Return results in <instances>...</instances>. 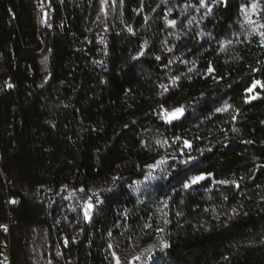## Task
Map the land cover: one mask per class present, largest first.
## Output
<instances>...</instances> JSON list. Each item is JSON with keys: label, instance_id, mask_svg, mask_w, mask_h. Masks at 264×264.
<instances>
[{"label": "trees", "instance_id": "1", "mask_svg": "<svg viewBox=\"0 0 264 264\" xmlns=\"http://www.w3.org/2000/svg\"><path fill=\"white\" fill-rule=\"evenodd\" d=\"M37 4L0 0V264H111L162 220L153 263L264 264V0Z\"/></svg>", "mask_w": 264, "mask_h": 264}, {"label": "rangeland", "instance_id": "2", "mask_svg": "<svg viewBox=\"0 0 264 264\" xmlns=\"http://www.w3.org/2000/svg\"><path fill=\"white\" fill-rule=\"evenodd\" d=\"M108 1H110V0H100V12H102V13L105 12L106 4ZM99 14H97V16H99ZM249 91H251V90H249ZM176 109H178V108H176ZM176 109H173V110L168 112L167 117L169 119H172L170 117L174 114ZM180 114H181V111L178 115H176V117H178ZM156 167H157V165L154 164L150 168L155 169ZM99 191H100V189L93 190L89 194L90 196H87L88 198L85 197L84 200L79 201L80 197L77 194L79 191L71 189V190H68L66 192L64 199H68L70 204H72L74 206H76L75 200H77L79 202L78 205L81 206V209H82V212L84 213L85 218L89 219L90 214H91V210H92V203L90 200L96 199ZM37 192H38V195L40 197H43V196H49L50 193L52 192V190H50V189L49 190L38 189ZM89 205H91V207H89ZM165 232H167L166 224H165V221L162 220V221H160V225H159L157 234L153 236V239L149 243L140 244L135 249L134 252L127 253L129 255L122 254L121 251H118V249H114L111 264H159V263H153V259H154V255H155L156 251L161 250V247H163V245H164ZM72 233L75 234L77 232L74 229V230H72ZM67 240L68 239L65 235H60V237H59V242H60L59 249L63 248V246L65 245ZM47 264H50V263H47Z\"/></svg>", "mask_w": 264, "mask_h": 264}, {"label": "built area", "instance_id": "3", "mask_svg": "<svg viewBox=\"0 0 264 264\" xmlns=\"http://www.w3.org/2000/svg\"><path fill=\"white\" fill-rule=\"evenodd\" d=\"M52 7H53V0H38L37 11L43 26L48 25L50 22L49 18L51 15ZM105 55H107L106 49L104 50V53H102V56ZM7 200L9 203L14 201V199L10 197ZM1 227L8 229L6 222H2ZM7 255L8 254H0V259H4V257Z\"/></svg>", "mask_w": 264, "mask_h": 264}, {"label": "snow or ice", "instance_id": "4", "mask_svg": "<svg viewBox=\"0 0 264 264\" xmlns=\"http://www.w3.org/2000/svg\"><path fill=\"white\" fill-rule=\"evenodd\" d=\"M202 6H203V4H202ZM170 23H174V22H170ZM209 71H211V69H209ZM180 111H181L180 109H176L175 112H174V114L170 118H172V119L176 118V115H178L180 113ZM200 179H203V177H197V178H195L193 180V183H196ZM185 187H187V185H185ZM89 207H91V205H89Z\"/></svg>", "mask_w": 264, "mask_h": 264}, {"label": "bare ground", "instance_id": "5", "mask_svg": "<svg viewBox=\"0 0 264 264\" xmlns=\"http://www.w3.org/2000/svg\"><path fill=\"white\" fill-rule=\"evenodd\" d=\"M52 9H53V7H52ZM53 12V11H52Z\"/></svg>", "mask_w": 264, "mask_h": 264}]
</instances>
